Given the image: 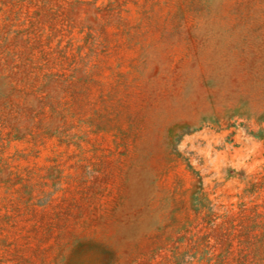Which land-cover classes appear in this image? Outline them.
Returning <instances> with one entry per match:
<instances>
[{
	"label": "rangeland",
	"instance_id": "rangeland-1",
	"mask_svg": "<svg viewBox=\"0 0 264 264\" xmlns=\"http://www.w3.org/2000/svg\"><path fill=\"white\" fill-rule=\"evenodd\" d=\"M0 264H264V0H0Z\"/></svg>",
	"mask_w": 264,
	"mask_h": 264
}]
</instances>
